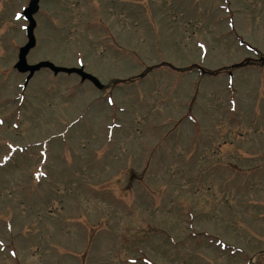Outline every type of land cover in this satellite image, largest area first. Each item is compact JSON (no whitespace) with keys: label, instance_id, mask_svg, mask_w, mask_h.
I'll list each match as a JSON object with an SVG mask.
<instances>
[{"label":"rangeland","instance_id":"1","mask_svg":"<svg viewBox=\"0 0 264 264\" xmlns=\"http://www.w3.org/2000/svg\"><path fill=\"white\" fill-rule=\"evenodd\" d=\"M29 2L0 0V264H264V0H41L28 64L106 91L25 86Z\"/></svg>","mask_w":264,"mask_h":264},{"label":"water","instance_id":"2","mask_svg":"<svg viewBox=\"0 0 264 264\" xmlns=\"http://www.w3.org/2000/svg\"><path fill=\"white\" fill-rule=\"evenodd\" d=\"M39 0H32L30 3V6L25 11V16L30 20V26L27 29V35L29 38L28 43L20 50L19 54V61L16 64V68L21 73H27L30 72V75L27 78V82L30 81V79L34 76V74L37 71H40L43 68H48L51 71H53L55 74L59 73H67V74H79L83 81L89 80L91 81L96 87H98L100 90H105L106 86L103 85L99 79H97L95 76L87 73L84 71L83 68H64V67H58L52 62L44 61L41 63H38L36 65H29L27 62V56L31 49H33L36 46V38L34 35V30L36 27L35 20L33 19V14L37 11V5Z\"/></svg>","mask_w":264,"mask_h":264},{"label":"snow or ice","instance_id":"3","mask_svg":"<svg viewBox=\"0 0 264 264\" xmlns=\"http://www.w3.org/2000/svg\"><path fill=\"white\" fill-rule=\"evenodd\" d=\"M18 18H20V17H18Z\"/></svg>","mask_w":264,"mask_h":264}]
</instances>
